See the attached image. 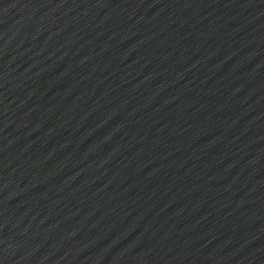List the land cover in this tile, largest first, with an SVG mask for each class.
Returning <instances> with one entry per match:
<instances>
[{"label":"water","instance_id":"1","mask_svg":"<svg viewBox=\"0 0 264 264\" xmlns=\"http://www.w3.org/2000/svg\"><path fill=\"white\" fill-rule=\"evenodd\" d=\"M0 264H264V0H0Z\"/></svg>","mask_w":264,"mask_h":264}]
</instances>
